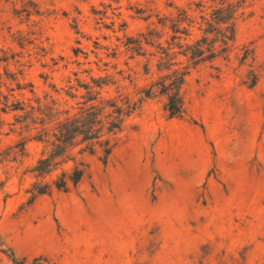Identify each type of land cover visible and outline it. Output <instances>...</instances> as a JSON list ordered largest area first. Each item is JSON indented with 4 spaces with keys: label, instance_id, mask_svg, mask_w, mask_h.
<instances>
[{
    "label": "rangeland",
    "instance_id": "obj_1",
    "mask_svg": "<svg viewBox=\"0 0 264 264\" xmlns=\"http://www.w3.org/2000/svg\"><path fill=\"white\" fill-rule=\"evenodd\" d=\"M228 4L235 39L188 71L172 117L156 82ZM92 106L110 154L79 145L38 177L35 137ZM78 162L77 186L32 197ZM35 257L264 264V0H0V264Z\"/></svg>",
    "mask_w": 264,
    "mask_h": 264
},
{
    "label": "trees",
    "instance_id": "obj_2",
    "mask_svg": "<svg viewBox=\"0 0 264 264\" xmlns=\"http://www.w3.org/2000/svg\"><path fill=\"white\" fill-rule=\"evenodd\" d=\"M234 7V5L228 4L227 7H219L214 10V15L207 21V28L203 29L204 35L194 43L180 45L183 47L180 53L188 59V65L185 69L183 71L172 69L169 74L162 76L161 79L156 82L160 93L167 97V109L172 117L178 116L181 113L183 104L181 89L188 71L203 62L213 60L219 55V52L215 48V43L221 44L219 47H221L220 50L223 52L228 50V43L234 41V23H232L230 27L219 26L224 23H229V20L233 19L231 10ZM154 85L155 84H152L151 86L153 87ZM151 90L147 89L146 94H150ZM125 103L129 111L134 108V106H137V103H132L130 99L126 100ZM15 109H17L16 106ZM115 111L117 112L116 116H113L112 120L107 122L108 132L119 129L120 118L125 115V110L123 108L116 107ZM95 112V106H92L79 116L69 117L61 121L52 132L45 130L40 133L39 136L35 137L37 141L44 143L42 155L33 168L38 177L51 174L61 163L67 161L65 159L71 158V154L69 155L70 150L79 145H83L82 151L94 153L97 144L104 148L106 155L110 154L112 149L110 146V139H102L104 135V124L101 122L99 113ZM85 167L83 162H78L75 163L70 173L63 171L59 178L52 183L35 182L32 188L34 190L32 197L49 193L52 186L63 191L68 190L70 185L73 187L77 186L86 172ZM13 260L15 264L27 263L25 259L16 260L13 258ZM31 264L55 263H50L49 260L43 257H35Z\"/></svg>",
    "mask_w": 264,
    "mask_h": 264
}]
</instances>
